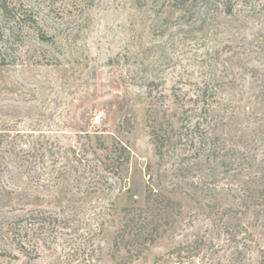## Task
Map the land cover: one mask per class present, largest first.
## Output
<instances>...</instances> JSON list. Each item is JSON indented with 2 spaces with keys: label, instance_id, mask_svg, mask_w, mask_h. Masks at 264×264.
Wrapping results in <instances>:
<instances>
[{
  "label": "rangeland",
  "instance_id": "obj_1",
  "mask_svg": "<svg viewBox=\"0 0 264 264\" xmlns=\"http://www.w3.org/2000/svg\"><path fill=\"white\" fill-rule=\"evenodd\" d=\"M6 3L0 210L52 222L37 253L14 250L0 264H153L197 243L195 264H262L264 0ZM201 105L211 109L217 158L206 148L159 159L154 118L164 111L178 127ZM222 139L256 164L224 157ZM147 186L175 206L139 259L112 258L123 209L142 208Z\"/></svg>",
  "mask_w": 264,
  "mask_h": 264
},
{
  "label": "trees",
  "instance_id": "obj_2",
  "mask_svg": "<svg viewBox=\"0 0 264 264\" xmlns=\"http://www.w3.org/2000/svg\"><path fill=\"white\" fill-rule=\"evenodd\" d=\"M192 1L194 0H180L182 5ZM0 9L5 13L7 12L6 0H0ZM3 64L4 61H0V65ZM199 109V112L192 109L183 111L184 114L181 113L178 127L169 119H164V111L162 116L157 115V118H154L149 128L155 154L159 159L174 151L189 154V157L199 156V153L206 148L210 150L206 158L211 156L217 158L214 153L219 150L216 144L220 140L213 133L215 125L212 130V124L210 121L208 122L211 109L205 107V105H201ZM212 133L213 135H211ZM221 141L224 143L223 145L221 142L220 148L224 157L235 154V158L247 166L256 164V155H251L244 149H241V152L234 149L228 151L225 147V143L228 140L222 139ZM239 142L244 145L242 139ZM247 146L248 142L244 147ZM125 148L126 151L124 150V152H127L128 149L127 147ZM124 161L126 163L129 161L128 155ZM260 165H262L260 167L264 171V159ZM261 179L264 181V173ZM248 183L247 181L246 185ZM243 196L247 203L249 201H247L246 196L250 198L252 194L244 192ZM172 206H175V203L171 199L147 186L142 208L127 207L123 209L125 213L123 223L112 241V258H115V255L124 253L130 260L139 259L144 250H147L157 240L158 219L165 213V208ZM35 218H38L36 217V212L15 211L8 213L0 210V256H10L11 251L14 250L23 254H26L27 250L37 253V245L40 243V238L43 237L46 227L50 226L52 221H47V219H39L37 221ZM53 220H57L56 217ZM199 242L205 246L206 241L204 239L201 238ZM197 244L173 248L164 256L155 258L153 264H195L194 258H198L196 254H199L196 252V248L201 247L200 244ZM126 257H123V259H126ZM260 257L262 264H264V249Z\"/></svg>",
  "mask_w": 264,
  "mask_h": 264
}]
</instances>
